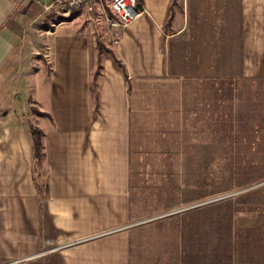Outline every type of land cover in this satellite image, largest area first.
<instances>
[{
  "label": "crops",
  "instance_id": "0c3cea01",
  "mask_svg": "<svg viewBox=\"0 0 264 264\" xmlns=\"http://www.w3.org/2000/svg\"><path fill=\"white\" fill-rule=\"evenodd\" d=\"M141 1L146 13L113 27L109 0H0V83L26 107L0 108V264H191L188 243L159 244L158 255L144 246L137 226L148 219L132 208L133 122L158 80L175 76L178 31L164 29L172 0ZM231 1L242 73L264 78V0ZM30 125L41 130L37 163Z\"/></svg>",
  "mask_w": 264,
  "mask_h": 264
},
{
  "label": "rangeland",
  "instance_id": "374dc122",
  "mask_svg": "<svg viewBox=\"0 0 264 264\" xmlns=\"http://www.w3.org/2000/svg\"><path fill=\"white\" fill-rule=\"evenodd\" d=\"M188 6L172 0L164 24L178 29L169 44L175 76L158 80L133 122L132 208L137 221L148 219L139 235L155 255L159 244L188 243L191 264H260L264 78L242 73L236 3ZM0 87V99L13 103L0 108L24 115L18 93Z\"/></svg>",
  "mask_w": 264,
  "mask_h": 264
},
{
  "label": "built area",
  "instance_id": "2783aa9c",
  "mask_svg": "<svg viewBox=\"0 0 264 264\" xmlns=\"http://www.w3.org/2000/svg\"><path fill=\"white\" fill-rule=\"evenodd\" d=\"M87 0H53L52 4L73 8L84 4ZM111 17L108 23L113 27H123L146 13V8L141 0H109Z\"/></svg>",
  "mask_w": 264,
  "mask_h": 264
},
{
  "label": "trees",
  "instance_id": "16d2710c",
  "mask_svg": "<svg viewBox=\"0 0 264 264\" xmlns=\"http://www.w3.org/2000/svg\"><path fill=\"white\" fill-rule=\"evenodd\" d=\"M97 47L99 51L102 50H107L110 51V49H107L101 42L97 43ZM96 99V96H95ZM30 132L32 135V140H33V154L35 157V162L37 163L40 156H41V140H40V135H41V130L38 127L29 126ZM260 264H264V261L261 262Z\"/></svg>",
  "mask_w": 264,
  "mask_h": 264
}]
</instances>
